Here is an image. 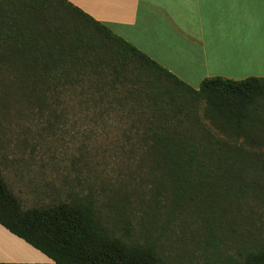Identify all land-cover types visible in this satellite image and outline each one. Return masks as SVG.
I'll return each mask as SVG.
<instances>
[{"label": "trees", "instance_id": "obj_1", "mask_svg": "<svg viewBox=\"0 0 264 264\" xmlns=\"http://www.w3.org/2000/svg\"><path fill=\"white\" fill-rule=\"evenodd\" d=\"M1 73L52 114L73 97L82 113L124 111L123 145L146 149L173 206L194 201L211 222L250 198L264 206V76L218 75L194 88L69 0H0ZM0 224L52 259L0 264H166L111 234L91 202L24 209L1 172ZM229 264H264V247Z\"/></svg>", "mask_w": 264, "mask_h": 264}, {"label": "rangeland", "instance_id": "obj_2", "mask_svg": "<svg viewBox=\"0 0 264 264\" xmlns=\"http://www.w3.org/2000/svg\"><path fill=\"white\" fill-rule=\"evenodd\" d=\"M4 79L1 73L0 172L24 209L91 202L111 234L153 247L166 264H229L264 247V206L254 198L218 222L194 201L173 206L164 172L143 159L146 149L123 145L124 111L82 113L73 97L64 104L75 113L67 116L63 105L52 114ZM199 114L204 127L220 133ZM7 247L17 256L32 246L0 225V253Z\"/></svg>", "mask_w": 264, "mask_h": 264}, {"label": "crops", "instance_id": "obj_3", "mask_svg": "<svg viewBox=\"0 0 264 264\" xmlns=\"http://www.w3.org/2000/svg\"><path fill=\"white\" fill-rule=\"evenodd\" d=\"M69 1L194 88L218 75L264 76V0ZM16 251L1 250L0 262H52L33 246Z\"/></svg>", "mask_w": 264, "mask_h": 264}]
</instances>
